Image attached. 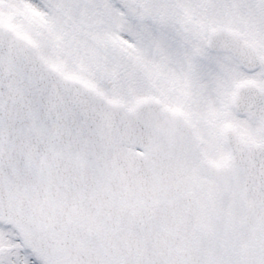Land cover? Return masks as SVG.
<instances>
[{"label": "snow or ice", "instance_id": "6c2138e0", "mask_svg": "<svg viewBox=\"0 0 264 264\" xmlns=\"http://www.w3.org/2000/svg\"><path fill=\"white\" fill-rule=\"evenodd\" d=\"M0 264H264V0H0Z\"/></svg>", "mask_w": 264, "mask_h": 264}]
</instances>
